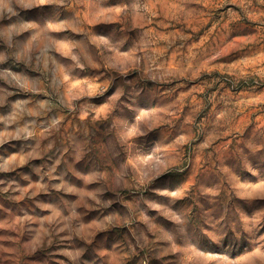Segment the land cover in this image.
Segmentation results:
<instances>
[{
  "label": "rangeland",
  "instance_id": "1",
  "mask_svg": "<svg viewBox=\"0 0 264 264\" xmlns=\"http://www.w3.org/2000/svg\"><path fill=\"white\" fill-rule=\"evenodd\" d=\"M0 264H264V0H0Z\"/></svg>",
  "mask_w": 264,
  "mask_h": 264
}]
</instances>
